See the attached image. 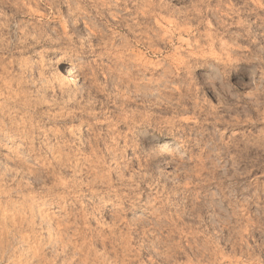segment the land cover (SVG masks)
<instances>
[{"label":"rangeland","instance_id":"374dc122","mask_svg":"<svg viewBox=\"0 0 264 264\" xmlns=\"http://www.w3.org/2000/svg\"><path fill=\"white\" fill-rule=\"evenodd\" d=\"M0 264H264V0H0Z\"/></svg>","mask_w":264,"mask_h":264},{"label":"bare ground","instance_id":"6f19581e","mask_svg":"<svg viewBox=\"0 0 264 264\" xmlns=\"http://www.w3.org/2000/svg\"><path fill=\"white\" fill-rule=\"evenodd\" d=\"M77 69L76 68H69V67H65V71L63 72L62 71V75L66 78V79H74L75 81L74 82H80L81 79H79V77L74 74L73 72H75ZM154 145H161V146H164V147H170L173 145V142L169 139H161L157 136H151V137H148L147 140H146V144H145V147H152ZM177 150V149H176Z\"/></svg>","mask_w":264,"mask_h":264}]
</instances>
